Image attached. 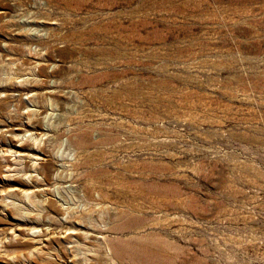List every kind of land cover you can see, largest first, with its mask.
Returning a JSON list of instances; mask_svg holds the SVG:
<instances>
[{"label":"rangeland","instance_id":"374dc122","mask_svg":"<svg viewBox=\"0 0 264 264\" xmlns=\"http://www.w3.org/2000/svg\"><path fill=\"white\" fill-rule=\"evenodd\" d=\"M0 153V264H264V0H0Z\"/></svg>","mask_w":264,"mask_h":264},{"label":"bare ground","instance_id":"6f19581e","mask_svg":"<svg viewBox=\"0 0 264 264\" xmlns=\"http://www.w3.org/2000/svg\"><path fill=\"white\" fill-rule=\"evenodd\" d=\"M86 7H87V5H84L83 3H78L76 5V7L74 8V11H81V10L85 9ZM76 14H79V13H76ZM98 29H99V31H102L103 33H107L108 30H109L107 27H104V26H99ZM33 140L35 142L36 141V137H33Z\"/></svg>","mask_w":264,"mask_h":264}]
</instances>
